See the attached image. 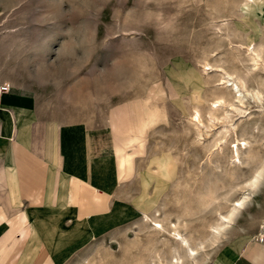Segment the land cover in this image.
<instances>
[{
    "label": "rangeland",
    "instance_id": "rangeland-1",
    "mask_svg": "<svg viewBox=\"0 0 264 264\" xmlns=\"http://www.w3.org/2000/svg\"><path fill=\"white\" fill-rule=\"evenodd\" d=\"M230 6L229 0H0V80L34 93L42 117L58 124L82 122L92 127L109 126L112 108L121 102L132 106L134 100L145 98L153 81L160 83L167 93L159 106L161 121L152 125L144 140L147 153L138 160L147 167H139L136 174L142 178L154 171V165L150 164L152 156L159 154L165 145L177 152L176 170L158 204L162 205V212L166 196L173 194L176 185L180 186L179 192L185 182L189 183L185 190L193 192L194 186L205 185L215 177H219L221 188L222 184L234 186L240 180L238 184H242L258 168L254 155L264 157V109L252 100L246 104L245 114L236 115L233 120L236 135L248 141L246 149L240 151L243 167L235 168L237 179L224 178L221 168L213 172L204 163L198 165L199 160H205L204 150L194 144L193 132L186 130L192 107L189 73L194 71L204 79L213 76L210 79L216 80L219 68L215 66L221 65L220 60L238 54L237 50H229L225 35L215 30L220 23L217 18L226 14ZM259 23L261 41L263 20ZM249 24L253 33V24ZM206 63L209 65L204 66ZM173 94V98H168ZM219 128L220 125L211 128V135ZM263 173L252 202L240 213L241 217L237 216L219 248L225 243L234 245L244 233H255L258 220L264 219ZM149 185L152 196L154 179ZM223 192V188L218 190L219 194ZM237 196L234 191L231 198ZM173 206L172 201L169 205L172 213L176 212ZM205 211L198 210L190 217L191 228H198L203 218L208 219L209 212ZM142 230L137 227L127 233L145 241L148 232ZM118 237L117 242L109 244L115 255L121 253L119 243L125 242L123 236ZM86 249L82 257L93 251L94 243Z\"/></svg>",
    "mask_w": 264,
    "mask_h": 264
},
{
    "label": "bare ground",
    "instance_id": "bare-ground-1",
    "mask_svg": "<svg viewBox=\"0 0 264 264\" xmlns=\"http://www.w3.org/2000/svg\"><path fill=\"white\" fill-rule=\"evenodd\" d=\"M229 4L231 5V8H228L229 11L217 18L220 19V23L215 25V30L220 35H225L224 39L229 50L231 52L237 50L238 54H230L223 61L220 60L223 65L221 63V65L215 66L219 68V71H216L219 72L216 80L210 79L213 76L204 79L197 76L194 71L189 73L192 107L187 118L189 126L186 130L193 132L194 144L204 150L205 160L202 162L199 160L198 165L204 163L213 172L217 168H221L224 178L234 180L238 177L235 168L243 165L240 151L245 150L248 145V141L236 135L237 126L233 121L234 117L245 114V106L250 103V100L257 107L264 109V42H262L264 40L260 39L261 41H259V36L262 33L259 22L262 19L264 23V0H229ZM249 22L255 29L253 33H250L248 29L252 27L249 26ZM234 40L235 42H233ZM235 62H238L237 66ZM207 65L209 64H204V66ZM147 89L143 100L141 98L134 100L132 106L130 103L121 102L120 105L112 108L109 116V129L115 140L114 147L121 180L132 175L136 157L144 158L146 156L144 140L152 125L161 121L162 111L159 106L166 98L167 93L157 81H153ZM173 97L174 94L172 97L168 96V98ZM202 105H204L203 109H201ZM216 125H220V128L213 131V135H211V128ZM209 134L211 135L210 140L208 139L206 142L205 137ZM205 142L206 144H204ZM158 148L157 146V150ZM176 153H173L172 146L165 145L159 150V154L152 156L150 164L154 165V171L147 172L141 178L140 199H144L151 207L153 206L152 211H143L140 219L145 226L142 228L148 232L145 241H142L137 235L134 241L131 240L127 233L129 228L124 229L119 233L125 238L123 244L119 243L121 250L119 255H115L109 246L102 242H96L93 251L77 261L76 264H94L97 256H101L100 264H204L209 258L208 247L211 246L212 250L213 247L219 249V244L228 238L237 216H240V213L252 200V195L264 172V157L259 154L254 155L253 160L256 159L258 163L256 171L242 184H238L241 180L236 185L233 184L234 186L222 184L224 192L221 194L218 193V190L222 189L219 187V177H215L214 180L208 179L205 185H198L196 188L194 186L193 192L185 190L189 183L185 182L181 187L183 189L179 192L177 188L180 189V186L176 185L175 193L173 192L171 196L166 194L167 204L165 203L161 212L162 205L156 204V198L168 187L167 184L176 170L178 156ZM249 156L251 158L253 154ZM195 175L197 174L195 173ZM153 179L154 190L153 195L150 196L148 186ZM234 182L236 183V181ZM234 191L238 192V196L231 198ZM172 201L173 210L176 209L174 213L169 211ZM198 210H208V219L207 217L203 218V223H200L198 228H191L193 226H191L192 218L190 217L197 214ZM254 220L256 221V219ZM256 227L255 233H244L238 237L234 245H240L248 239H256L259 235H263L264 219L262 217L258 220ZM198 251H203V253L199 256Z\"/></svg>",
    "mask_w": 264,
    "mask_h": 264
},
{
    "label": "crops",
    "instance_id": "crops-1",
    "mask_svg": "<svg viewBox=\"0 0 264 264\" xmlns=\"http://www.w3.org/2000/svg\"><path fill=\"white\" fill-rule=\"evenodd\" d=\"M1 85L9 91L0 93V264H73L89 245L145 227L142 212L153 206L140 199L136 174L145 164L136 157L132 175L119 178L108 125L58 124L42 117L34 93ZM213 248L204 264H264L254 239Z\"/></svg>",
    "mask_w": 264,
    "mask_h": 264
},
{
    "label": "built area",
    "instance_id": "built-area-1",
    "mask_svg": "<svg viewBox=\"0 0 264 264\" xmlns=\"http://www.w3.org/2000/svg\"><path fill=\"white\" fill-rule=\"evenodd\" d=\"M8 91H9L8 85H1L0 86V93H4V92H8ZM263 230H264V228H263ZM254 240L264 246V234L259 235L258 238L254 239Z\"/></svg>",
    "mask_w": 264,
    "mask_h": 264
},
{
    "label": "snow or ice",
    "instance_id": "snow-or-ice-1",
    "mask_svg": "<svg viewBox=\"0 0 264 264\" xmlns=\"http://www.w3.org/2000/svg\"><path fill=\"white\" fill-rule=\"evenodd\" d=\"M159 227V226H158Z\"/></svg>",
    "mask_w": 264,
    "mask_h": 264
}]
</instances>
